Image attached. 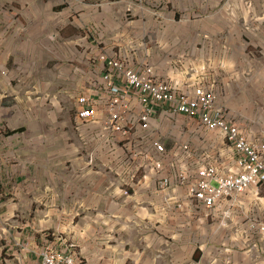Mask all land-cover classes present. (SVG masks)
<instances>
[{"label":"crops","instance_id":"0c3cea01","mask_svg":"<svg viewBox=\"0 0 264 264\" xmlns=\"http://www.w3.org/2000/svg\"><path fill=\"white\" fill-rule=\"evenodd\" d=\"M115 1L81 3L74 12L69 5L68 14L59 0H43L42 10L33 14L31 9L26 11L28 7H20V12L28 15L25 21L30 27L39 24L31 31L25 26L26 40L11 42L10 36L14 40L16 37L7 31L10 26L0 36V229L5 231L0 241L9 255L13 253L29 264H39L40 251L46 244L68 250V242L75 240L83 248L86 264H126L131 260V252L126 248L121 251L111 242L114 236L106 219L108 191L113 188L111 196L127 197L122 193L124 168L117 157L123 152L118 150L117 156L111 157L99 137L100 126L82 124L77 111L66 110L62 100L64 96L69 103L74 98L69 92L74 82L78 87L93 82L101 55L126 59L133 68L150 65L160 80L180 91L206 87L214 93L215 106L228 122L238 124L250 140L264 141V106L258 121L251 122L244 112L232 108L236 91L249 92L236 81L264 67V31L258 36L261 56L251 71L250 62L247 64L250 57L243 56L249 35L242 30L248 28L246 23L252 16L264 25V0ZM70 13L79 16L76 20L81 24L76 27L80 29L101 23L104 41L90 37L75 42V34L67 33L60 43L55 32L63 18L67 21L73 17ZM139 30L142 32L137 33ZM81 43L85 44L88 61L74 66ZM15 64L20 67L15 68ZM64 85L69 87L62 93ZM260 86H264L263 80ZM158 125L171 156L162 176L199 173L194 161L182 163L176 157L175 148L185 145L191 146L196 160L202 152H210L220 169L232 167L223 139L199 121L197 124L181 116L159 119ZM141 180L139 176L138 182ZM156 182L152 176L145 184L135 186L131 197L124 200H131L139 225L151 232L158 227L166 232L163 247L184 245L177 261H183V256L194 261L199 248L198 264H211L225 252L230 256L229 264H264V240L252 238L249 242L246 237L252 201L260 202L258 217L264 213V188L252 187L242 198V206L231 210L228 223L220 224L231 207L219 206L211 217L205 209L166 208ZM16 213L28 215V224L19 219L13 225ZM76 215H83L82 226L76 225ZM92 215H98V229L93 226ZM180 223L191 224L188 230L193 229L186 242L182 235L171 236L170 229ZM12 229L18 230L17 235ZM251 241L256 247L252 253ZM150 242V247H155L154 241ZM167 250L163 249V255ZM2 252L0 249V256Z\"/></svg>","mask_w":264,"mask_h":264},{"label":"built area","instance_id":"2783aa9c","mask_svg":"<svg viewBox=\"0 0 264 264\" xmlns=\"http://www.w3.org/2000/svg\"><path fill=\"white\" fill-rule=\"evenodd\" d=\"M145 3L147 0H139ZM98 75L90 92L79 96L77 119L83 124L100 126V139L111 157L121 150L124 181L122 193L131 197V190L157 178L166 208L184 211L205 209L211 214L217 207H231L219 221L227 224L231 210L242 206V198L252 187L264 188V141L250 140L238 124L228 122L216 97L206 87L180 91L160 80L150 65L133 68L126 59L101 55ZM91 63H94L93 61ZM184 116L211 133H218L232 157V167L220 169L210 152L197 155L190 145L175 148L182 163L194 161L198 174L181 172L162 176L163 166L171 159L159 119ZM141 164H138L140 163ZM161 170V171H160ZM142 180L138 182V177ZM137 183L133 185L132 183ZM156 182V183H157ZM185 190L181 195L180 190ZM260 193V192H259ZM248 221V232L264 238V213ZM260 220H257V219ZM76 255L46 244L40 251L39 264H76Z\"/></svg>","mask_w":264,"mask_h":264},{"label":"rangeland","instance_id":"374dc122","mask_svg":"<svg viewBox=\"0 0 264 264\" xmlns=\"http://www.w3.org/2000/svg\"><path fill=\"white\" fill-rule=\"evenodd\" d=\"M9 3H8V2ZM93 0H59V4L68 12L69 5L73 6V12L76 10V7L78 4H90ZM110 3L113 2V0H108ZM123 2L124 4L125 0H116L117 4H120L119 2ZM139 1V0H137ZM114 2V3H115ZM43 3V0H0V36L4 35L6 31V27L10 26V28L7 30L8 32H11L13 36L15 35L16 40H14L11 36V42L20 43L26 40V34L25 26L28 31L33 30L36 28L39 24L33 25V27H30L29 24L26 23L25 18L29 19L28 15L24 12H20V7H28L26 11H30L31 14L34 13L37 9L40 11L42 10L41 4ZM139 3H141L139 1ZM97 4H102V0H97ZM258 9V5L256 7ZM73 15V17L69 18L67 21L65 18L61 20L58 23L57 31L55 32L58 34V40H60V43H64V40L62 39L67 33H74L75 34V42L77 40L83 39V38H89L90 37L94 40L98 41H104V39L101 38V33L103 32L102 24L97 22V25L90 28H77L80 26L81 22H77L76 19H79V16H77L74 13H70ZM129 15H133V11H129ZM135 18H133L134 21ZM135 22V21H134ZM248 28H243V31H246V34L248 33L249 37H247V41L245 43L246 47V55L247 58L250 57V59L247 61V64L249 63V69L252 71V69L256 66V58H259L261 55L258 53L257 45H258V36L261 32L264 31V25L261 26L258 22L254 21V16H252L249 19V23H246ZM157 25V24H156ZM77 26V27H76ZM155 27V26H154ZM159 29L155 28V31ZM137 33L142 32L141 30L136 31ZM260 32V33H259ZM14 40V41H13ZM90 44L93 45L90 41ZM85 44L81 43L77 46L78 52L76 51V57H75V64L76 66L77 62H85L87 55L84 53L85 51ZM83 48V49H82ZM84 58V61H83ZM91 63V61H89ZM240 62H243V59L240 58ZM135 63L139 65L136 61ZM145 65V64H144ZM141 66V65H139ZM20 67L19 65L15 64V68ZM137 68V67H136ZM23 70V67H21ZM259 73H246L244 76H241L239 81H236V83L240 84L241 86L249 91L247 94H241L240 91H236L234 94V99L232 101V108L235 109V111L244 112V116L249 117V122L251 121H258L257 117H259L261 113V108L264 106V86H260L261 80L264 81V67H259ZM227 77V74H226ZM225 77V78H226ZM164 81V80H163ZM219 83H222V81H217ZM230 82V81H227ZM235 82V81H233ZM90 86L91 82H87L85 84H82L81 87H78V82H74L73 86L70 88V91L74 98L70 99V102L68 103L64 96H63V105L65 109H69L70 111H77L79 109V96L84 93L90 92ZM68 85H64L63 88H61V92L65 93L66 89L68 88ZM224 88V86H222ZM259 88L261 90L258 92ZM225 90H222V92ZM61 102V99H60ZM248 105H250L248 107ZM235 112V113H236ZM112 193H114L113 188L108 191V213H107V222L110 227H112V234L114 238L111 240L113 244H118L119 250L123 251L124 248H126L127 251L131 252V260H128L126 264H153V259L155 260L154 264H198L199 258L198 256L201 255V250L198 248V256L194 259V261H191L186 258V256H183L184 260L179 262L177 261L178 256L182 249H180L184 245H173L171 244L170 247H163L161 241L163 240V235L166 234V232L163 231L161 227H158L155 229L154 232H151L150 229L145 228L141 225H139L137 222L138 215L134 214L135 209L131 205V200L126 201L124 200L127 197H114L111 196ZM260 202L259 201H252L250 204V214L254 217H258V214L260 213ZM83 215H76V225L83 224L82 222ZM19 219L25 223L29 221V217L26 214H19L16 213L15 218L12 220V223L18 222ZM92 219H94L93 226L97 229L99 228V221H98V215H92ZM257 220H260L259 218ZM92 224V222H91ZM159 226V225H157ZM15 227V226H13ZM17 227V226H16ZM175 227V224H174ZM170 229L172 230L171 236L173 235H182L183 241L186 242L187 239L191 235H188V233H191L193 229L191 228L188 230V228L191 227V224H182L180 223V226L178 225L176 229ZM14 231V234L17 235L18 230L12 229ZM233 233H235L234 230H231ZM5 231L0 229V237H2V234H4ZM111 234V232H110ZM246 237L249 239V242L252 238L254 239H260L264 240V238H261L256 233H246ZM150 240H153L155 243V247H150ZM68 251L74 253L76 256V260L80 261L79 264H86V259L84 258V255L82 254V246L78 244V242L70 241ZM71 243H75L72 245ZM255 242L250 243L249 249H251V253L254 249H256L255 246H253ZM4 245L0 241V249L3 250L2 255L0 256V264H29L28 261L20 260L19 257L11 253L10 255L4 251L3 249ZM6 248V247H4ZM170 249L168 251L167 249ZM163 249L167 250V253L163 255ZM177 253V254H176ZM2 257V258H1ZM78 258V259H77ZM198 258V259H197ZM230 258L229 254L227 252L222 253V255H217V259L211 264H229L227 260ZM235 260L239 259L234 258ZM77 261V262H78ZM76 262V264H78Z\"/></svg>","mask_w":264,"mask_h":264}]
</instances>
